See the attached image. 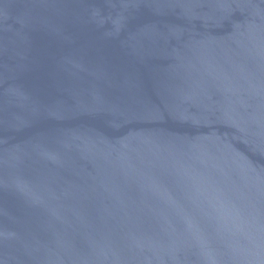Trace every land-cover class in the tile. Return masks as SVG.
Segmentation results:
<instances>
[{"label":"water","instance_id":"95a60500","mask_svg":"<svg viewBox=\"0 0 264 264\" xmlns=\"http://www.w3.org/2000/svg\"><path fill=\"white\" fill-rule=\"evenodd\" d=\"M0 264H264V0H0Z\"/></svg>","mask_w":264,"mask_h":264}]
</instances>
